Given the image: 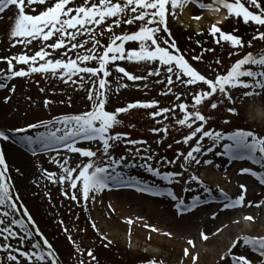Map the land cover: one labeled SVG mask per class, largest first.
I'll return each mask as SVG.
<instances>
[{
	"label": "snow or ice",
	"instance_id": "6c2138e0",
	"mask_svg": "<svg viewBox=\"0 0 264 264\" xmlns=\"http://www.w3.org/2000/svg\"><path fill=\"white\" fill-rule=\"evenodd\" d=\"M193 3L201 9L215 11L226 9L229 17L242 18L245 24L252 23L258 29L264 28V0H213V3H204L202 0H85L82 5H77L75 0H0V13H5L6 10H11L13 7L16 10L14 27L10 31L14 40L13 47L19 44L27 49L34 42H38L40 49L32 55L24 51L22 54L10 58H0L5 59L8 65L5 72L0 74V80L30 77L32 74L39 73L49 78L59 79L66 85L74 86V90L77 88L84 90L86 99L90 102V110L78 114L56 116L52 120H41L28 127L16 129L18 133H28L30 129H45L35 137L26 135L23 138L33 155H36L37 149L32 146L38 144L39 150L56 151L57 157L60 156V148H63L70 153H77L88 158V161L80 168L78 175L76 174L77 168L69 166L68 157H64L62 162L57 157L53 158V163H56L62 170L61 175L57 176L56 173L45 170L46 177L53 183L70 184L72 193L69 196V193L65 191L63 194L66 197L79 203L76 195V189L79 186L86 205L93 193L104 192L110 188V183L128 184L135 181L134 177L125 179L121 171L122 168L140 167L169 183L179 182L177 178L183 177L193 163L195 165L202 163L201 156H207L208 152H215V145L223 147L224 151L219 153L221 156L227 155L233 160H251L254 164L264 167V138L251 130H235L227 135L221 131L206 130L210 117L201 111V106L206 101H211L213 97H217V101L210 104L213 110L224 102L223 98L234 105L236 101L232 96V89L247 90L244 92L245 97L264 95V53H247L226 74H218L215 70L212 78L202 74L181 53L175 40L172 39V32L168 26L170 6L171 15L176 16V9L183 10ZM41 6L43 8L38 14L29 13V10L36 13L37 8ZM193 18L201 19L202 17L195 16ZM125 25H139V28L135 32L117 35L115 30ZM105 33H108L110 37L108 45L102 43L101 38ZM161 33L165 35L162 36ZM218 33L219 36H217ZM210 35L216 37L217 44H220L222 39L224 42H230L233 48L241 50L246 44L248 47H252L255 40L264 41V31H259L258 35L253 37V41L245 42L242 37L224 33L216 25L211 27ZM49 41L53 42L48 43ZM129 42H138L139 47L129 50L125 47ZM101 47L104 49L102 52L100 51ZM210 51L214 52L215 49H204V52ZM57 52L60 54L59 58L54 55ZM192 59L200 61L203 59V55L195 56ZM120 61L152 64L157 67L149 71L147 76H140L130 73L126 67L118 63ZM215 63L220 64L221 61L217 60ZM16 64L27 65V68L17 69ZM161 69L166 73V80H157L156 83H166L168 86L162 95L167 96L171 93L179 101L182 94L177 95L172 92V86L177 83L185 87L200 85L205 87L193 91L191 105L182 102L173 108H160L159 101H137L112 111L108 110L110 95L113 92L118 93L121 87H129L128 84H120L119 81L126 78L135 82L147 80L149 76L159 77ZM109 77H112L113 80L110 81ZM113 81L118 84L115 89L111 87ZM85 83L90 84V87L85 88ZM6 86V83L0 82V89ZM10 91L14 92L15 87L13 86ZM40 91L43 92L44 89L42 88ZM8 99L5 97V102ZM69 101H71V97H69ZM52 103L51 100L44 101L45 107ZM60 103H64V101H60ZM138 108L158 109L151 113L153 119L163 117V120H157L158 124L168 120V114L174 113L176 109L183 113L182 118L176 119V124L186 127L190 132L183 137L182 141L177 140L176 143L183 142L188 145L195 141V145L191 146L186 154L179 152L174 159L165 158L159 163L167 166L181 162L184 171L162 173L160 168L153 166L152 161L157 157L152 153L147 140L131 139L128 133L113 134L115 128L124 124L120 116ZM228 111L233 115H238L235 107L229 108ZM224 122L227 124L231 121L225 120ZM132 127L134 128L135 125ZM151 131L157 135L160 132L167 134L169 127L153 128ZM206 138L211 141L212 145L208 147L207 152L204 150ZM0 139L8 141L10 137L0 131ZM81 140L90 144L95 143L96 150L91 147L78 146V141ZM223 141H229V143L221 144ZM120 143L147 147H135L134 151L130 148L128 155L118 159L112 155V150ZM159 143H163V141L161 140ZM168 147L171 148L172 145L169 144ZM203 163L213 165L211 159L204 160ZM241 173H250L257 177L261 183H264V176L258 175L256 171L243 168ZM9 180V166L5 152L0 147V206L8 209L3 213L5 217L11 216L7 222L0 219V238H2L0 252L4 253V256L0 257V264H60L59 254L47 238L43 240L47 250L42 247L39 241L31 244L32 229L23 218L15 216V213L19 212V208L16 199H14L13 185L9 183ZM193 182L204 184V181L195 174H192L191 179L187 181L188 184ZM136 184L138 191L152 192L153 195L165 194L161 191H153L151 187L141 185L139 181H136ZM241 188L246 194V186L241 185ZM167 195L178 200L177 207L179 209L186 208L188 211H192V206L179 201L175 192L170 191ZM92 198L95 199V196ZM198 201L199 197H196L193 206ZM244 201L245 195H241L239 199L227 204L226 207H242ZM24 212L27 213L28 209L24 208ZM245 219L254 221L253 216H247ZM28 220L35 224L31 214L28 215ZM128 223L132 224L135 221L129 220ZM16 225L23 230V234L14 227ZM93 227H96L95 223H93ZM64 231L68 232V229L65 228ZM152 231H158V229L152 228ZM36 232L43 235L39 227L36 228ZM165 235L170 234L165 233ZM67 238L72 239L70 235ZM104 239L106 240L107 237ZM203 239L208 240V236L204 235ZM241 239L251 250L264 258V238L245 236ZM13 240L17 241L15 245L11 242ZM26 242L30 243L33 250L22 247ZM73 244L75 251L83 256L84 250L75 241ZM189 244L193 248L196 247L194 241H189ZM240 244V239L235 241V245L239 246ZM87 256L93 260L96 259L90 250L87 251ZM185 256H191L189 249H185ZM198 259V255L192 257L193 264H196ZM222 259L229 260V264H253L244 255L236 256L234 261L230 256ZM79 264H85L84 259H81ZM152 264H156V262L153 261Z\"/></svg>",
	"mask_w": 264,
	"mask_h": 264
},
{
	"label": "rangeland",
	"instance_id": "374dc122",
	"mask_svg": "<svg viewBox=\"0 0 264 264\" xmlns=\"http://www.w3.org/2000/svg\"><path fill=\"white\" fill-rule=\"evenodd\" d=\"M84 2L85 0H75L77 5H82ZM202 2L213 3V0H202ZM190 5L196 6L198 9L193 8L192 11H187V7L189 8ZM187 7L183 10L179 8L176 9V16H172L170 6L168 26L172 32V39L175 41L179 40V45L184 50L189 62L202 74L210 78L214 76V70L218 74H226L231 67L238 60L244 58L247 53H264V41H253V37L258 35L259 31H264V28L258 29V27L252 23L245 24L242 18L238 19L234 16L229 17L227 10L221 9L222 12L227 14V18L226 21L218 27H220L224 33L235 34L242 37L245 42L253 41V46L248 47L246 44L241 50L233 48L230 42H224L222 39L221 43L217 44L215 42L216 37L210 35L211 27L215 25L214 19L207 16L202 20L194 19L193 17L195 16H201L199 11L202 9L195 3L189 4ZM42 8L43 6L37 8L36 13H32L31 10H29V13L38 14ZM15 18L16 10L14 7L11 10H6L5 13H0V58H10L22 54L24 51L32 55L40 50L38 42H34L33 45L28 46L27 49L19 44L13 47L14 40L10 35V31L14 27ZM138 28L139 25H125L115 31L116 34L119 35L126 32H135ZM161 35L163 36L165 34L161 33ZM219 35L218 33L217 36ZM101 39L104 45L110 43L108 33H105L104 37ZM52 42L53 41H49L48 43ZM125 47L131 50L133 48H138L139 44L138 42H129ZM204 49H215V51L204 52ZM103 50V47H101L100 51L102 52ZM49 51L52 50L49 49ZM54 55L56 58H59L60 54L57 52ZM198 55H203V59L200 61L192 59ZM217 60L221 61V63H215ZM13 63L15 64L16 62L14 61ZM118 63L126 67L130 73L140 76H147L149 71L157 67V65L137 64L129 61H120ZM22 67L27 68V65L16 64L17 69ZM7 68L8 65L6 60L0 59V74L4 73ZM114 75L117 74L114 73ZM173 79H175V77H173ZM109 80L112 81L113 78L109 77ZM157 80H166V73L163 69H161V75L159 77L149 76L147 80L133 82L126 78L122 79L119 83H126L129 87H121L118 93L113 92L110 95L108 110L112 111L137 101H159L160 108H173L175 105L182 102H187L191 105L193 102V91H198L199 88L205 87L203 85L185 87L179 83L173 85L172 92L177 95L182 94L181 99L178 101L175 95L171 93L167 96L162 95V93L167 90L168 86L166 83H156ZM0 82H4L7 85L5 88L0 89V105L3 107L0 109V117L7 119V123L0 122V131L5 132L10 139L8 141L0 139V147H2L5 152L6 161L11 162H7L10 174L9 183L13 185V190L18 199L17 202H20L23 208L28 209L27 214H31L35 220L36 228L39 227L40 232L43 233V235L39 236H43V239L47 238L48 241L53 244L55 250L59 254L60 264H79L81 259H84L85 264H152L153 261H155L156 264H193L189 262L182 249L171 245L161 247V250L154 249L152 248L153 244L150 239L145 241L141 237L138 238L136 231L128 230L125 225L119 222L118 214L109 207L107 201L108 193L119 184L110 183L111 187L104 192L100 194L93 193L92 196H95V199L90 196L86 205L83 201L82 191L79 186L76 189V195L80 201L79 203L66 197L63 194L65 191L69 193V196L72 193L70 184L53 183L45 175V170L56 173L57 176L62 174V170L59 166L53 163V158L57 157L56 151H41L37 144L32 146L37 149L36 155H33L23 139L26 135L35 137L38 133L45 131V129H30L28 133H18L16 131L17 128L28 127L30 124L39 123L41 120H52L56 116L78 114L85 110H90V102L86 99V92L84 90H79L78 88L74 90V86L66 85L59 79L49 78L39 73L32 74L30 77H15L7 81L0 80ZM144 85H147V87H144ZM13 86L15 87L14 92L10 91ZM117 86V82L113 81L111 85L112 89H115ZM88 87H90V84L85 83V88ZM42 88L44 89L43 92L40 91ZM245 91L247 90L232 89L231 93L236 103L233 105L226 98H223L224 102L215 110L211 109L210 104L216 102L217 97H213L211 101H206L205 104L201 106V111L206 116L210 117L206 130L221 131L226 135L235 130H251L264 138V116L261 110L264 95L245 97ZM5 97L9 98L7 102H5ZM69 97H71V101H69ZM45 100H51L53 103L45 107ZM60 101H64V103H60ZM232 107L237 109L238 115H233L228 111V109ZM153 111H158V109L138 108L131 110L129 113L122 114L120 118L124 121V124L115 128L113 134L117 132L128 133L131 139L147 140L152 153L157 157L156 160L152 161L153 166L160 168L162 173L168 171H184L181 162L167 166H163L159 163V161L165 158L170 160L174 159L179 152H184L186 154L190 150V147L195 145V141L190 142L188 145L183 142L179 144L176 143L177 140L182 141L183 137L190 132L186 127L176 124V119L182 118L183 113L179 109H176L174 113L168 114V120H164L163 123L158 124L157 120H163V117L153 119L151 116ZM225 120H230L231 122L226 124L224 122ZM132 125H135V127L133 128ZM165 126L169 127V133L167 134L160 132L157 135L151 131L153 128H163ZM15 127L16 129H13ZM161 140L163 143H159ZM227 142L229 141H223L221 144ZM169 144L172 145L171 148L168 147ZM78 146L91 147L93 150H96V144H90L87 141H81ZM209 146H212L211 141L206 138L204 142L205 152H207ZM10 147L25 153V155L31 159L36 173L32 174L31 172V174L27 175L24 172L22 173L17 166L13 165L15 160L14 158L12 159L9 154L8 150ZM135 147L143 148L147 146H132L130 144L120 143L112 150V155L119 159L121 156L128 155V150L130 148L134 151ZM214 147L215 152H208L207 156H201L200 159L202 163L200 165H195L193 163L189 170L184 173L183 177L177 178L179 182L176 183H169L168 181L162 180L160 177H156L140 167L122 168L121 171L125 179L134 177L135 180L144 184L154 183L156 185L175 187L179 201H185L188 196V191L192 190L191 194H194L196 191H200L198 193H205L206 191L215 192L213 189H221V185H217L212 178V169L217 159L219 160L224 157L219 154L223 152L224 149L221 145H215ZM64 157L69 158L70 167L77 168V175L83 164L88 161V159H83L77 153H70L60 148V156L57 158L61 159L62 162ZM207 159H211L213 165L203 163V161ZM227 173H229L228 170L223 172L224 175ZM192 174L199 176L200 179L204 181L205 186L196 182L188 184L187 181L191 179ZM228 175H230V173ZM257 188L258 190H263L259 192L260 198L258 199L263 207L260 208L259 204L255 207L259 212L260 209H264V187L258 185ZM193 197L194 196H190L189 198ZM228 198L229 200L230 198L236 200V197L233 195ZM163 202H165V200L160 203ZM174 202L175 201L170 198V201L167 203L172 205ZM217 209L213 207V210ZM170 210L174 211V208L171 207ZM5 211H8V209L0 206V219H4L7 222L11 219V216L5 217L3 215ZM236 211L235 214L240 223L243 221L245 223L244 225H246L248 222H251L245 219V217L248 216L246 205ZM21 212L22 211L19 210V212L15 213L16 218H23L22 214L24 215V213L22 212L21 214ZM173 213H175V211ZM24 217L27 219L25 215ZM194 218L196 221H199L196 214H194ZM29 223H31V221H29ZM93 223L96 225L95 228L93 227ZM201 224L194 227L191 231L196 234L195 236L197 237L198 243H200V240L202 243L208 241L203 239V236H208V233L204 229V225ZM182 225L184 224L179 223L178 226L184 228ZM28 226L33 232L31 244H34L40 237H38V234H36L31 225L28 224ZM14 227L23 234V230L19 229L17 225ZM65 228L68 229V232L64 231ZM221 228L222 227H218L216 228L217 230L213 232L220 233L224 231L225 228ZM261 232L262 231L258 233V237L263 238L264 233ZM69 235L72 237L71 240L67 238ZM248 236L251 235L249 234ZM104 237H107V239L105 240ZM0 240H2V238H0ZM73 241L84 250L83 256L75 251ZM11 242L14 245L17 243L15 240ZM243 244L242 249L231 251V255H233L232 252H235V255H244L252 262L264 264V258L260 257L259 253L251 250L244 242ZM41 245L47 250L46 245L42 243ZM22 247L33 250L28 242ZM88 250L93 252L96 257L95 260L87 256ZM3 256L4 253L0 252V257ZM226 256L228 255L222 256L215 264H229V260L222 259ZM196 264L206 263L198 259Z\"/></svg>",
	"mask_w": 264,
	"mask_h": 264
},
{
	"label": "bare ground",
	"instance_id": "6f19581e",
	"mask_svg": "<svg viewBox=\"0 0 264 264\" xmlns=\"http://www.w3.org/2000/svg\"><path fill=\"white\" fill-rule=\"evenodd\" d=\"M193 8L194 7L190 5L189 8L187 7V11H192ZM199 13L202 17L200 20L204 19L205 16L212 17L217 24L224 23L227 18V14L221 10L215 11L213 9H208L206 11H199ZM261 106L264 116V98L262 99ZM2 108V105H0V109ZM0 122L7 123V119L0 117ZM13 129H16V127ZM8 151L11 158L15 160L14 162L12 161L13 165L17 166L22 173L24 172L27 175L31 174V172L32 174L36 173L31 159L26 156L25 153L11 147ZM243 168H249L252 171H256L258 175L264 176V167H261V165L254 164L251 160H233L228 156H224L219 160L217 159L214 164L212 178L217 185H221V191L216 192L217 196L227 197L230 192L231 196H235L237 200L241 195H245L244 205H246L248 209L247 214L248 216L254 217V221L248 222L246 225H244V223H236L238 217L235 214V212H237L235 210L238 209L226 207L228 202L218 204L211 203L191 211L189 214L179 216L176 210L175 213L170 210L171 206L175 207L174 204L169 205L167 203L170 197L161 195H158L159 198H157V196L139 194L134 190H112L107 195V201L108 204L111 205V209L118 214L119 222L125 225L128 230L136 231L138 238L141 237L145 241L150 239L153 244L152 248L161 250V247L171 245L182 249L184 253L185 249H189L191 256H187V259L190 263H193L192 257L198 255L199 261L206 264H215L222 256L228 254L231 250L234 249L237 251L238 249H242V237L248 236L249 234L251 236H259L258 233H260V231L264 233V209H260L258 212L255 208L258 204L260 208L262 207L260 200H258L260 196L257 194V186H260L262 183L257 177L252 176L250 173L242 174L241 169ZM226 170L229 171L230 175H228L229 173L226 175L223 174ZM241 185L246 186V194L241 188ZM12 191L14 197H16L13 187ZM198 192L199 191H196V193ZM225 193H227V195H225ZM188 195L192 196V194ZM208 197L210 196L207 195L201 199ZM164 200L165 202L160 203ZM232 202L233 201L230 203ZM19 207L22 212H24V208L20 205ZM213 207L215 209H217V207L219 208L213 210ZM194 214L198 216L199 221L195 220ZM25 215L28 217L27 213H25ZM244 215L247 216L246 214ZM129 220L135 221V223L130 224L128 223ZM179 223L184 224L182 225L184 228H180L178 226ZM201 223L204 225V229L209 237L208 241L202 243L200 240V243H197L196 234L191 231ZM31 227L36 232L35 224H31ZM218 227L225 229L220 233L213 232L216 231ZM152 228L158 229V231H152ZM165 233L170 235H165ZM238 239L241 240L239 246L235 245V241ZM189 241H194L196 247L193 248L189 244ZM231 259H235V257L231 256Z\"/></svg>",
	"mask_w": 264,
	"mask_h": 264
}]
</instances>
